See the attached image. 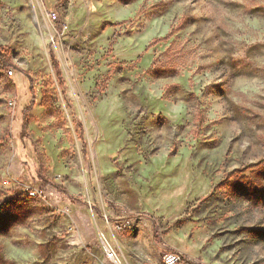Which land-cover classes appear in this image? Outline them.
<instances>
[{
  "label": "rangeland",
  "instance_id": "obj_1",
  "mask_svg": "<svg viewBox=\"0 0 264 264\" xmlns=\"http://www.w3.org/2000/svg\"><path fill=\"white\" fill-rule=\"evenodd\" d=\"M0 47V264H264V0H0Z\"/></svg>",
  "mask_w": 264,
  "mask_h": 264
},
{
  "label": "built area",
  "instance_id": "obj_2",
  "mask_svg": "<svg viewBox=\"0 0 264 264\" xmlns=\"http://www.w3.org/2000/svg\"><path fill=\"white\" fill-rule=\"evenodd\" d=\"M48 18L50 21L52 22H56L58 20V15L56 13V11L54 10H50L48 12ZM3 71L9 75L12 74V69L9 67H5L3 69ZM9 105L14 106V101L13 100H9L8 101ZM130 224V223H129ZM123 225H117L116 229L117 230H121L123 229L122 227ZM107 250V256L108 257H115L116 256V252L113 248L111 247H106ZM159 264H181V258L179 254L176 253H166L163 255L162 257V261Z\"/></svg>",
  "mask_w": 264,
  "mask_h": 264
},
{
  "label": "trees",
  "instance_id": "obj_3",
  "mask_svg": "<svg viewBox=\"0 0 264 264\" xmlns=\"http://www.w3.org/2000/svg\"><path fill=\"white\" fill-rule=\"evenodd\" d=\"M8 65L13 66V63L11 62L10 53H8L6 48L0 47V68L6 67ZM17 68V67H16ZM17 70L21 71L17 68ZM29 108V107H26ZM181 261H185L183 257H181Z\"/></svg>",
  "mask_w": 264,
  "mask_h": 264
},
{
  "label": "crops",
  "instance_id": "obj_4",
  "mask_svg": "<svg viewBox=\"0 0 264 264\" xmlns=\"http://www.w3.org/2000/svg\"><path fill=\"white\" fill-rule=\"evenodd\" d=\"M49 9H50V10H54V11H56L54 7H51V8H49Z\"/></svg>",
  "mask_w": 264,
  "mask_h": 264
},
{
  "label": "water",
  "instance_id": "obj_5",
  "mask_svg": "<svg viewBox=\"0 0 264 264\" xmlns=\"http://www.w3.org/2000/svg\"><path fill=\"white\" fill-rule=\"evenodd\" d=\"M142 264H149V263H142Z\"/></svg>",
  "mask_w": 264,
  "mask_h": 264
}]
</instances>
